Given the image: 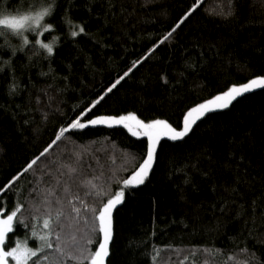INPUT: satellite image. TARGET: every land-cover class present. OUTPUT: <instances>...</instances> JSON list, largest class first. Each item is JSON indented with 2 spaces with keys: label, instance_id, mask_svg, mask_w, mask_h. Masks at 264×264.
<instances>
[{
  "label": "trees",
  "instance_id": "1",
  "mask_svg": "<svg viewBox=\"0 0 264 264\" xmlns=\"http://www.w3.org/2000/svg\"><path fill=\"white\" fill-rule=\"evenodd\" d=\"M22 2L8 0L9 9ZM76 2L80 6L66 18L65 32L67 19L76 24L84 22L90 34L102 30L109 46L101 51L95 41L81 39L80 47L85 53L77 58L72 38L56 32L53 34L60 38L59 50L51 63L38 55L31 60L28 56L17 58L16 77L24 88L18 97L8 99L0 78V98L5 107L14 110L16 104H21L28 110L31 122L21 130L10 117L0 116V148L4 149L0 152V184L38 154L74 110L95 98L109 83L110 74L114 78L145 55L157 37L161 40L155 54L142 67L138 66L139 71L134 70V77L130 74L126 78L128 83L118 92L114 90V95L109 94L93 109L96 114L135 110L141 118H167L175 126L194 102L215 94L226 84L243 82L264 71V0H232L234 15L228 17L218 14L221 8L227 10V0H201L173 37H166L167 30L194 0H114L117 15L107 26L104 14L108 0H98L91 13L82 6L85 0ZM120 28L124 39L119 38ZM194 44L203 45V49L191 48ZM209 45L213 46L210 51ZM186 47L193 61L203 51L207 66L189 74L175 90L169 88L165 93L159 86L152 87L159 74L171 77L180 68L176 61L181 54H189ZM89 61L96 73L94 77L82 67ZM69 62L75 66V75L71 86L65 88L63 76ZM7 67L4 65L5 71ZM142 79L148 80L149 87L140 83ZM198 124L182 143L162 139L154 171L114 210L110 264H244V256L233 240L241 232L247 237L248 248L261 256L264 90L246 94L234 102L231 110L212 113ZM241 138L243 161L236 148ZM142 150L139 141L122 128L98 126L65 136L19 180L17 187L23 188V196H9L5 198L8 203H0L9 207L15 199H21L29 208L33 204L39 207L52 193L51 200L60 198L65 211L68 201L77 203L73 196L92 204L94 196L86 195V181L94 179L105 190L115 188L113 174L126 175L122 166L130 165L133 157L139 159ZM71 168L76 171L71 172ZM186 176L189 183H185ZM245 209L247 214L238 217V212ZM217 225L218 230L209 231ZM246 229H252L253 235L248 236ZM10 235L12 244L17 240L29 246L39 243L23 225ZM240 245L243 246V238ZM153 256L155 259L151 260Z\"/></svg>",
  "mask_w": 264,
  "mask_h": 264
},
{
  "label": "snow or ice",
  "instance_id": "2",
  "mask_svg": "<svg viewBox=\"0 0 264 264\" xmlns=\"http://www.w3.org/2000/svg\"><path fill=\"white\" fill-rule=\"evenodd\" d=\"M97 2L98 0H85L82 6L91 13L93 5ZM200 3L201 0H194L193 4L170 25L166 37H173V34L190 19ZM227 4V10L221 8L219 15L224 17L234 15L232 0H227ZM78 6L80 5L76 0H23L17 8L9 9L8 0H0V59L3 60V64H0V78L3 79L6 86L5 91L8 99L18 97L24 91L16 77L17 58L28 56L31 60L33 56L38 55L51 63L59 50L60 42L59 36L53 33L60 32L65 35L66 39L72 38L70 42L77 48V58L85 53V50L80 47L81 39L87 38L95 41L101 51L104 47L109 46L104 42L105 36L102 30L90 34L84 22L76 24L73 19H67L68 31L65 32L66 18L71 17L72 11ZM116 15L114 0H108L104 14L105 26L110 25ZM46 34L51 36L50 40H47ZM124 37L123 28H120L119 38L124 39ZM160 40L161 38L157 37V42L150 44L145 55L131 62L130 66L122 69L114 78L110 74L109 83L95 94V98L74 110L68 120H63L54 131L53 138L39 150L38 154H34L33 158L26 161L21 169L10 173L6 182L0 184V194H2L0 200L8 203L6 197H22L23 188L17 187L19 180L27 175L38 161L45 157L50 149L62 141L65 136L72 137L89 128L105 126L126 130L143 146L139 159L133 157L130 165L126 163L122 166L126 175L113 174L115 188L105 190L95 183L94 179L87 180L86 195L94 196L92 204L87 203L79 196H73L72 200L77 203L68 201L69 208L65 211L60 198L55 201L51 200L52 193L45 196L39 207L33 204L29 208L21 199H15L9 207L0 203V264H110L114 210L125 202L129 192L143 185L154 171L159 160L162 139L182 143L186 137L190 138L189 134L193 132L194 126L199 127L198 122L203 123L210 114L231 110L234 102L238 103L246 94L253 93L255 90H264V71L243 82L226 84L215 94L187 107L182 113V122L175 126L167 118H141L135 110L96 114L93 109L109 94L114 95V90L118 92L125 83H128L126 78L130 74L135 76V71H139L138 66L142 67L143 63H146L150 56L158 50ZM196 47L203 49V45L194 44L191 46L193 49ZM212 47L209 45L208 50L210 51ZM185 52L189 54H181L179 60L176 61L180 68L175 69L171 77L167 73L159 74L157 79L151 83L152 87L159 86L165 93L169 91V88L175 90L188 78L189 74L196 73L207 66L208 58L203 51L195 61H193L188 47L185 48ZM85 59L87 58L85 57ZM4 65L8 66L7 71H5ZM82 67L88 69L93 77L95 76L96 73L93 71L90 61L83 63ZM66 68L67 74L63 76V81L65 88H68L75 75V66L69 62ZM41 75H47V73H41ZM140 83L145 88L149 87L147 79H142ZM27 113L28 110L21 104H16L14 110L5 107L3 98H0V116L10 117L21 130L31 123ZM234 143L236 142L234 141ZM236 148L239 150L240 160L243 161L245 158L243 138L239 143H236ZM3 151L4 149L0 148V152ZM239 166L238 164L237 167L239 168ZM261 166L264 167V161ZM75 171L76 168H71V172ZM203 175L207 176V173H203ZM248 179L247 176L244 177L245 182H248ZM189 182L190 179L186 176L185 183ZM14 188L16 191L12 192ZM223 207L221 205V211H223ZM26 211L27 215H25ZM246 214L247 209L238 212V217ZM18 225H23L25 229L29 230L32 237L39 243L29 246L27 242L17 240L12 244L10 234H14V229ZM218 228L219 225L216 229H209V231L218 230ZM246 230L248 236L253 235L252 229ZM241 238H243V246L240 245ZM259 239L264 242V234H261ZM233 240L236 242L239 253L244 256V264H264V260L261 259L264 257V251L258 257L255 251L249 249L247 237H244L243 232L233 237ZM150 259L154 260L155 257Z\"/></svg>",
  "mask_w": 264,
  "mask_h": 264
},
{
  "label": "rangeland",
  "instance_id": "3",
  "mask_svg": "<svg viewBox=\"0 0 264 264\" xmlns=\"http://www.w3.org/2000/svg\"><path fill=\"white\" fill-rule=\"evenodd\" d=\"M146 182V181H145Z\"/></svg>",
  "mask_w": 264,
  "mask_h": 264
}]
</instances>
